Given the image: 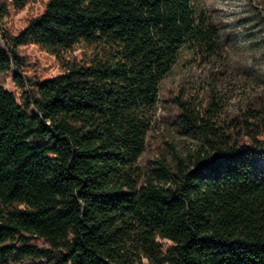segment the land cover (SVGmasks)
Returning <instances> with one entry per match:
<instances>
[{
  "label": "trees",
  "instance_id": "obj_1",
  "mask_svg": "<svg viewBox=\"0 0 264 264\" xmlns=\"http://www.w3.org/2000/svg\"><path fill=\"white\" fill-rule=\"evenodd\" d=\"M8 9L0 0V23ZM28 44L60 74L27 76ZM223 51L195 0H47L16 33L0 30V75L22 90L0 83V264H264V105L221 118L213 100L181 101L202 145L160 154L148 173L139 164L181 54L205 66Z\"/></svg>",
  "mask_w": 264,
  "mask_h": 264
},
{
  "label": "rangeland",
  "instance_id": "obj_2",
  "mask_svg": "<svg viewBox=\"0 0 264 264\" xmlns=\"http://www.w3.org/2000/svg\"><path fill=\"white\" fill-rule=\"evenodd\" d=\"M5 1L9 9L1 19L0 30L16 33L30 16L43 11L47 0H27L23 7L16 6L14 0ZM250 3L258 5L254 0H195L196 8L206 10L220 29L223 58L211 61L219 63L203 66L187 63L194 61L183 52L161 81L155 121L139 160L144 173L160 154L172 162L174 154L186 158L202 145L199 134L189 133L180 124L179 102L187 100L199 107L213 100L221 118L242 117L247 107L264 105V17H256ZM20 52L27 76L49 79L60 74L56 57L37 45L22 46ZM82 53L83 49L76 47L67 56L80 59ZM14 76L12 71L1 74L0 83L19 98L22 90L15 85ZM256 164L264 167V155Z\"/></svg>",
  "mask_w": 264,
  "mask_h": 264
}]
</instances>
